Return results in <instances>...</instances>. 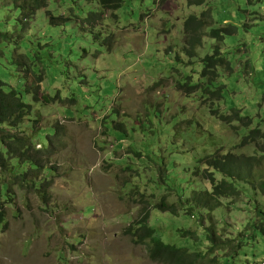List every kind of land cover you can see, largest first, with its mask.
I'll use <instances>...</instances> for the list:
<instances>
[{
    "label": "rangeland",
    "instance_id": "obj_1",
    "mask_svg": "<svg viewBox=\"0 0 264 264\" xmlns=\"http://www.w3.org/2000/svg\"><path fill=\"white\" fill-rule=\"evenodd\" d=\"M98 2L0 0V97L16 90L17 105L31 108L11 111L13 128L0 125L9 194L0 200V264H160L140 240L151 244L148 235L128 231L145 214L165 240L177 227L200 240L213 226L219 245L231 240L222 264H264L259 191L237 184L242 196L210 216L182 218L184 201L210 190L199 161L219 148L260 155L239 149L247 133H264V0H125L115 16ZM213 28L232 32L217 43ZM194 38L203 42L195 53ZM217 45L218 65L203 61ZM27 159L43 164L40 191L21 183ZM163 198L178 216L157 209ZM238 240L246 246L236 257Z\"/></svg>",
    "mask_w": 264,
    "mask_h": 264
},
{
    "label": "trees",
    "instance_id": "obj_2",
    "mask_svg": "<svg viewBox=\"0 0 264 264\" xmlns=\"http://www.w3.org/2000/svg\"><path fill=\"white\" fill-rule=\"evenodd\" d=\"M107 1L111 0H99L98 4L103 6ZM190 5L195 6H204L206 5V0H188ZM205 16V12L202 14ZM201 15V16H202ZM196 16L192 15L185 20V28H191L193 30V23L196 22ZM53 21V18H52ZM197 23V22H196ZM193 26V27H192ZM191 30L185 31L190 32ZM232 31L227 29H215L211 30V36L218 42L224 41V37L227 34H231ZM191 46V49L197 51V47L200 45L202 48V43L197 40L188 41ZM223 43V42H222ZM191 51V50H190ZM217 53L220 54V50L217 48ZM221 56L218 57V60ZM213 58H206L207 62H211ZM2 82V81H1ZM0 82V83H1ZM17 94V91H11L10 93L3 92L0 97V101H5L4 105L5 111L7 112V107L12 109L11 100ZM17 102H21V100L16 97ZM214 116L216 113H213ZM222 122L226 124V120L233 117H220ZM236 119L239 120V124H241L240 128H246L248 130L249 127L252 126L251 121L248 119L239 118V114L236 115ZM246 120V121H245ZM8 119L0 116V125L5 124L8 127L13 128V125L16 122H7ZM249 122V123H247ZM244 123V125H243ZM230 125V124H229ZM106 128V127H105ZM238 130V129H236ZM239 131V130H238ZM53 132V131H52ZM7 140H11L13 135L7 134ZM5 144L6 142L2 139L0 143ZM241 147L239 150H244L248 146L255 147L257 153H259V157H243L237 156L234 152L224 153L219 149L213 152L212 155L207 156L204 160L198 162V166L204 165V171L202 172V178L210 185V190H204L200 193H195L190 199H188L184 206L182 207L183 212L182 215L183 220L188 221L191 218L201 217L203 214L206 216H210L211 213L221 208L223 205V200L233 199L236 196H242L240 189L237 187V184L249 186L254 191H259L264 196V179L258 180L257 176L254 173V168L261 169L262 159L261 155L264 154V133H260L259 129L253 130L243 138ZM255 145V146H253ZM27 147L25 144L22 145L21 149H25ZM223 148V147H221ZM39 153V151H36ZM21 157H16L13 159L15 161L16 166L20 167L18 164L20 162ZM25 163L28 166V171H23L20 174L21 183L26 188H34L37 191H40L43 187L41 183L36 182L38 174L41 170L43 164L39 161V159H27ZM264 166V165H263ZM202 168V167H201ZM197 171L199 169H196ZM25 173H29L32 175L31 184L27 183V181L21 176H25ZM20 180H18V184ZM7 186L4 183L0 184V198L2 199L9 197V194H5L7 191ZM45 197L46 195H41ZM4 204V203H3ZM178 205L172 204L171 206L167 205L165 198H163L157 209L161 212H166L171 216H178L176 214V208ZM5 208V204L3 209ZM148 215L145 214L141 219L136 221V223L128 228V231L132 235H139L140 232L146 233L147 238L150 239V243H148L147 239H144L142 236L140 240H143L148 245V253L153 262H157L160 264H222V262L231 255L223 256V258H217L218 254H224L227 252L226 246L229 247L231 240L222 243L223 245H219L218 242H223L219 237L215 235V229L209 227L205 231H203L202 237L199 240V237L196 233L187 232V230L178 228L176 223L175 227V237L169 236L165 240L162 235L157 233L156 229L153 226L147 224ZM150 218V217H149ZM6 220L4 218V213L0 211V224L5 225ZM190 227V226H189ZM195 242H198L196 245ZM208 246V249L205 247ZM246 246L243 240L237 241V246L230 247L233 250V256L238 257L240 255L241 250ZM211 261V262H210Z\"/></svg>",
    "mask_w": 264,
    "mask_h": 264
},
{
    "label": "clouds",
    "instance_id": "obj_3",
    "mask_svg": "<svg viewBox=\"0 0 264 264\" xmlns=\"http://www.w3.org/2000/svg\"><path fill=\"white\" fill-rule=\"evenodd\" d=\"M124 2H125V0H111V1H107L103 6H101L100 5V7L102 8V9H104V11L105 10H108V13L110 12L111 13V15H113V16H115L116 14H115V12H117L121 7H122V5L124 4ZM95 15H96V17H97V19H98V15L100 14L98 11H96L95 10V13H94ZM99 20V19H98ZM195 26V25H194ZM208 33V32H207ZM210 37H212L211 36V32H210ZM195 40H197V41H199V42H201L199 39H197V38H194ZM212 39H214L213 37H212ZM217 43H218V41H217ZM217 48H218V45L215 47V50H214V55L211 57V58H213V63H218V57L219 56H221L222 55V53H221V51H220V54H218L217 53ZM193 53H195V51H193V50H191ZM206 58L208 59V58H210V57H208V56H206L204 59H203V61H206ZM207 62V61H206ZM207 63H209V62H207ZM218 65V64H217ZM1 81V80H0ZM4 83V82H3ZM176 89H174L175 91H177V92H179V93H181V94H187V91L183 88V86L182 85H180L179 83H176V87H175ZM11 91H14V90H10V91H4L5 93H10ZM16 91V90H15ZM16 97H18L19 99H22V96L21 95H19L18 93L16 94L15 93V96L12 98V100H11V106H12V109H10L9 107H7V112L5 111V107H4V105L6 104V102L5 101H0V116L1 117H3V118H8L9 117V115H10V113H11V111L12 112H17V111H20V112H24L25 113V115L27 114V115H29L30 114V111H31V108H28V106H18L17 105V100H16ZM23 100V99H22ZM215 152V151H214Z\"/></svg>",
    "mask_w": 264,
    "mask_h": 264
},
{
    "label": "bare ground",
    "instance_id": "obj_4",
    "mask_svg": "<svg viewBox=\"0 0 264 264\" xmlns=\"http://www.w3.org/2000/svg\"><path fill=\"white\" fill-rule=\"evenodd\" d=\"M129 25V24H128ZM162 45V44H161ZM178 47H179V45H178ZM134 148V147H133ZM144 149V148H143ZM124 155V154H123ZM128 155V154H127ZM131 155V154H130ZM125 157H129V156H125ZM125 166V165H124ZM118 178V177H117ZM116 183H117V181H116ZM180 185V184H179ZM151 188V187H150ZM58 195V194H57ZM77 202V201H76ZM137 203V202H136ZM74 204H76V203H73V205ZM71 208V207H70ZM72 209V208H71ZM69 213V212H68Z\"/></svg>",
    "mask_w": 264,
    "mask_h": 264
}]
</instances>
